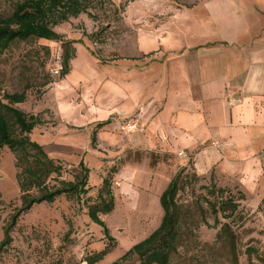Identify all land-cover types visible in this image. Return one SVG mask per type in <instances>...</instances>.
Segmentation results:
<instances>
[{
	"label": "rangeland",
	"instance_id": "374dc122",
	"mask_svg": "<svg viewBox=\"0 0 264 264\" xmlns=\"http://www.w3.org/2000/svg\"><path fill=\"white\" fill-rule=\"evenodd\" d=\"M20 1L0 0V16L10 15ZM89 4L87 12L55 27L62 40H15L0 56V99L4 93H26V99L14 106L42 120L31 138L62 163V178L73 180L74 174L81 173V162L90 169L87 195L63 194L20 214L11 229L12 243L0 254V264H87L88 258L103 250L106 254L96 264H112L162 219L160 198L167 182L153 178L149 165L156 157L151 151L147 156L136 152L140 130L124 127L135 116H108L109 81L110 74L119 70L118 60L129 64L136 57L140 28L149 31L151 46L164 40L162 34L153 36L151 31L166 33L174 24L175 11L182 9V0H89ZM66 52L72 58L64 75ZM156 52L142 57L143 69ZM126 69L130 71L129 65ZM101 122L107 123L100 127ZM183 167L191 183L184 185L178 199L191 210L186 225L194 232L189 231L191 236L171 264H264L262 212L252 211L238 185L223 188L197 172L194 176L191 163L176 167L174 175ZM19 171L10 148H0V242L4 226L22 206ZM105 178L115 195L113 211L99 213L108 234L88 214L90 206L102 204L98 193ZM229 198L238 208L234 217L224 218L211 204L219 206ZM225 222L231 223L237 235V259L227 245L215 244ZM119 264L140 263L134 255Z\"/></svg>",
	"mask_w": 264,
	"mask_h": 264
},
{
	"label": "crops",
	"instance_id": "0c3cea01",
	"mask_svg": "<svg viewBox=\"0 0 264 264\" xmlns=\"http://www.w3.org/2000/svg\"><path fill=\"white\" fill-rule=\"evenodd\" d=\"M182 4L166 33L151 31L163 41L151 46L140 28L136 57L118 60L108 116H135L136 152L156 157L157 182L191 163L220 186L238 185L264 226V0Z\"/></svg>",
	"mask_w": 264,
	"mask_h": 264
},
{
	"label": "trees",
	"instance_id": "16d2710c",
	"mask_svg": "<svg viewBox=\"0 0 264 264\" xmlns=\"http://www.w3.org/2000/svg\"><path fill=\"white\" fill-rule=\"evenodd\" d=\"M89 5V0H22L18 2L10 15L0 16V56L15 40H27L32 37L62 40L63 36L55 30V27L71 17H78L81 13L87 12ZM71 58L72 55L66 52L62 71L64 75L69 70ZM25 99V92L4 93L0 99V148L9 147L16 157V166L20 168L18 183L22 199L21 208L12 216L11 222L4 226L0 254L11 245L13 241L11 229L16 225L21 213L28 211L36 203L54 202L63 194H72L81 198L90 191V169L84 162L79 164L81 173L74 174L73 180L63 179L62 163L51 158L44 146L31 138V133L42 123V120L38 115L27 113L14 106ZM106 123L101 122L99 126L102 127ZM186 170L187 168L183 167L177 171L161 195L160 202L164 213L159 226L112 264H119L120 261L128 260L134 255L138 257L140 264H171L174 255L180 253V249L186 245L188 237L191 236L189 231L193 229L192 232H194V228L186 225V220L191 216V210L178 199L184 185L191 183L188 180L190 176L184 175ZM193 171L194 176L197 175L194 167ZM52 179L56 181L54 184H51ZM210 180L217 184L214 176ZM105 195L109 196V200ZM98 197L102 204L90 206L88 214L95 223L104 227L105 233L108 234L109 229L99 216L100 212L110 213L114 209L115 195L108 178L104 179V186L99 190ZM211 205L216 214L222 211L224 218L234 217L238 208L232 198L220 202L219 206L217 202ZM229 205L232 208L228 212ZM219 243L227 245L231 256L237 259V235L230 222L222 224L215 244ZM105 254L106 251L103 250L97 254V257L88 258L87 264H96ZM261 258L264 260V255H261Z\"/></svg>",
	"mask_w": 264,
	"mask_h": 264
},
{
	"label": "built area",
	"instance_id": "2783aa9c",
	"mask_svg": "<svg viewBox=\"0 0 264 264\" xmlns=\"http://www.w3.org/2000/svg\"><path fill=\"white\" fill-rule=\"evenodd\" d=\"M56 71L59 72L58 69H56ZM124 126H126V127H130V129H132L133 127H135V124H134V122H132V119H131V120L128 121L126 124H124ZM179 155H181V156H185L186 154H185V152L180 151V152H179Z\"/></svg>",
	"mask_w": 264,
	"mask_h": 264
}]
</instances>
